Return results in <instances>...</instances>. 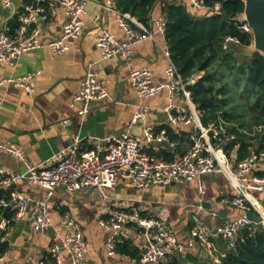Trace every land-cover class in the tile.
<instances>
[{"label":"built area","instance_id":"obj_1","mask_svg":"<svg viewBox=\"0 0 264 264\" xmlns=\"http://www.w3.org/2000/svg\"><path fill=\"white\" fill-rule=\"evenodd\" d=\"M41 1L35 0V4L27 5L26 10L18 14V25L13 33L9 32L8 28L0 31V63L13 65L26 51L44 46L53 52H66L70 48L68 40L76 39L82 34L89 0H55L64 11L65 21L59 34L43 43L37 23L48 18V7L52 2L50 1L46 8L40 4ZM164 1L186 2L194 10V15L199 13L197 16H201L200 12L203 16L215 14L221 7L219 2L207 6L203 0H160ZM12 3L13 0H0V7H9ZM102 6L105 10L114 12L123 36H116L103 24L102 16L97 14L93 18L99 31L96 44L102 59L120 56L126 60L130 85L139 98L136 109L119 134L109 135L101 142L93 140L87 147H82L81 139L77 138L39 164L27 160L21 147L0 138V152L13 156L25 166L22 172L0 168V190L14 187L8 199H0V208L4 210L9 206V211L12 212L11 216L0 220V242L4 240L11 224L21 218L30 205L33 208L32 230L42 232L50 227L52 197L55 188L60 185L70 191L92 188L103 199H107L109 193L117 188L120 179L138 190L165 186L176 181L195 180V207L203 209L202 202L206 194L205 176L221 173L230 186L229 203L242 213L238 217L216 224L213 228L199 215L192 214V225L184 241L178 239L163 218L135 201H114L108 204L98 217L99 224L108 231L105 246L109 254L115 252L117 241L129 238V228H135L141 233L145 245L135 264H162L171 257L178 258L176 264H186L185 255L198 244L214 254L213 262L220 263L226 251L217 252L213 236L225 240L227 247H233L242 228L259 226L264 229V203L257 195L264 193V150L252 149L249 155L238 160L236 155L234 158L227 156L224 145L235 136L227 131L226 123L221 119L208 125L201 122L200 112L191 99L189 87L201 77L203 71L198 70L186 78L182 77L171 59L165 41L166 20L163 14L151 16L148 25H145L117 9L114 0H105ZM238 19L241 21L239 29L251 34L243 12ZM149 39L161 47L168 61L165 78L161 81H154V71L150 67H135L129 60L134 46ZM230 44L238 45L239 41L233 36H226L223 47L227 48ZM37 73L38 71H30L22 75L1 77L0 99L5 84H12L28 94H33L34 77ZM162 93L167 98L164 108L167 121L175 127L189 128L188 147L170 160L149 151L157 150L161 143L170 142L164 128L156 130L152 125H144V142L134 133L137 124L145 119L150 110L143 101ZM109 97L104 79L97 70L89 67L79 80V87L72 97L71 104L77 106V114L83 117L90 111L93 101ZM233 152L235 150L231 154ZM20 180L39 186L44 190L43 195L32 199L19 194L15 187ZM247 212L255 213L258 219L249 217ZM210 214L216 216L214 211ZM61 221L64 234L59 242L49 247L50 264H81L87 251L83 230L68 212L62 215ZM62 252H65L68 258L67 263L63 261Z\"/></svg>","mask_w":264,"mask_h":264},{"label":"crops","instance_id":"obj_2","mask_svg":"<svg viewBox=\"0 0 264 264\" xmlns=\"http://www.w3.org/2000/svg\"><path fill=\"white\" fill-rule=\"evenodd\" d=\"M50 1L52 3L48 7V18L37 23L41 30L40 40L43 43L55 38L65 21L64 11L58 2ZM104 2L105 0H89L82 34L76 39L68 40L70 46L68 51L57 53L44 46L26 51L13 65L0 63V78L38 71L34 77L33 94H28L12 84H5L0 99V138L21 147L27 160L33 164L46 160L77 138L81 139L82 147H87L93 140L101 142L109 135L119 134L136 109L139 98L130 85L126 60L120 56L102 59L96 44L99 31L93 18L97 14L102 16L103 24L116 36H123L114 12L105 10L102 6ZM32 4H35V0ZM26 7L27 4L23 0H13L11 6L0 7V31L4 28L10 30L11 20L15 15L24 12ZM189 10L194 15V10L191 8ZM158 14H161V3L153 8L151 16ZM200 15L203 16V13L200 12ZM129 60L135 67H150L154 71V81L165 78L168 61L155 41L149 39L135 45ZM89 67L97 70L104 79L110 97L93 101L90 111L81 117L76 112L77 106L72 105L71 100L78 90L80 78ZM143 104L149 106L150 110L134 130L141 141L145 140L142 132L144 125H152L156 130L162 129V125H169L175 132L189 129L183 126L175 127L167 121L164 111L167 98L164 93L144 100ZM170 142L161 143L157 150L149 151L157 153L165 149L175 156L188 147V140ZM177 145L180 146L179 151ZM231 156L234 158L235 152ZM160 157L163 158L161 155ZM0 168L20 172L25 170L22 162L1 152ZM205 183L204 200L209 201V204L203 209L195 207L197 202L195 180L176 181L165 186L138 190L120 179L117 188L109 193L107 199H103L92 188L70 191L61 185L57 186L52 197L53 207L49 211L51 226L42 232L33 231L31 228L33 208L30 205L22 217L11 224L6 233L3 241L7 242L8 248L2 254L0 264H50L48 250L53 243L59 242L64 234L61 217L65 212H68L83 230L87 251L81 264H135L136 258L116 250L109 254L105 246L108 231L98 222V217L105 207L120 200L140 203L147 210L163 218L178 239L184 241L192 225V214L199 215L210 228H213L216 224L238 217L242 213L229 203L230 186L221 173L206 175ZM13 188L5 190L9 192V197L14 191ZM15 188L19 194L32 199L39 198L44 193L39 186L24 180H20ZM261 197H264V193ZM3 211L0 220L5 218L8 212L12 215L11 211L6 214H3ZM211 211L216 212V216H211ZM128 232V239L137 248L140 257L144 250V238L135 228H129ZM212 240L217 252L226 251L225 240L217 236H213ZM62 258L64 263L68 262L65 252H62ZM190 258L198 264H212L214 254L198 244L185 255L186 264H192Z\"/></svg>","mask_w":264,"mask_h":264},{"label":"trees","instance_id":"obj_3","mask_svg":"<svg viewBox=\"0 0 264 264\" xmlns=\"http://www.w3.org/2000/svg\"><path fill=\"white\" fill-rule=\"evenodd\" d=\"M33 1L23 0L27 5ZM49 2L42 0L40 4L47 8ZM114 2L117 9L145 25L149 23L153 8L161 3V14L166 20L165 41L173 63L184 78L198 70L203 71L189 87L201 122L208 125L221 119L226 123L227 131L235 136L224 145L227 156L235 150L238 160L249 155L252 149L264 150V55L258 51L247 55L241 50L239 56L236 50V47L244 48L252 43V35L239 29L241 21L238 17L243 12V0H203L207 6L216 2L221 4L215 14L204 16L193 15L188 4L182 1ZM17 25L18 14L11 20L9 31L13 33ZM226 36L235 37L239 44L224 48ZM162 128L166 130L169 141L188 140V131L175 132L169 125H162ZM150 152L166 160L174 157V153L165 149ZM1 198L8 199L9 192L0 190ZM2 211L0 208V214ZM5 216L9 217L11 213ZM7 248V242L1 241L0 255ZM115 250L139 258L137 248L130 239L117 241ZM177 261V257H171L162 264H176ZM192 264L198 263L192 260ZM212 264H264V229L259 226L242 228L234 246L227 247L220 263Z\"/></svg>","mask_w":264,"mask_h":264},{"label":"water","instance_id":"obj_4","mask_svg":"<svg viewBox=\"0 0 264 264\" xmlns=\"http://www.w3.org/2000/svg\"><path fill=\"white\" fill-rule=\"evenodd\" d=\"M244 8L243 13L245 20L249 27L251 28L253 50H244L247 55L253 54L255 51L260 52L264 55V0H243ZM209 201L204 200L202 202L203 206H208ZM9 206H7L3 214L9 211ZM249 217L258 219L255 213L247 212Z\"/></svg>","mask_w":264,"mask_h":264},{"label":"rangeland","instance_id":"obj_5","mask_svg":"<svg viewBox=\"0 0 264 264\" xmlns=\"http://www.w3.org/2000/svg\"><path fill=\"white\" fill-rule=\"evenodd\" d=\"M248 49H250V50H253L254 49V46H253V41H252V43L249 45V46H247V47H236V50H237V53H238V55L240 56V53H241V50H248ZM257 195H259V197L261 198V200L263 201V203H264V197H261V194H257Z\"/></svg>","mask_w":264,"mask_h":264}]
</instances>
